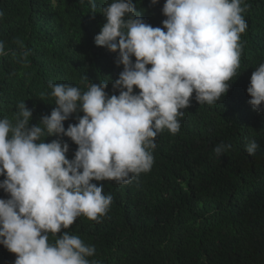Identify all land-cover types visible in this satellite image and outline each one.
Masks as SVG:
<instances>
[{"label":"trees","instance_id":"trees-1","mask_svg":"<svg viewBox=\"0 0 264 264\" xmlns=\"http://www.w3.org/2000/svg\"><path fill=\"white\" fill-rule=\"evenodd\" d=\"M112 0H0V119L16 122L18 104L33 110L30 124L50 115L56 98L49 84L75 86L83 93L91 83L112 87L123 65L117 53L94 43L106 18L101 10ZM146 23L162 27L165 0H133ZM247 28L240 34V66L230 87L213 104L190 106L177 117L180 130L160 131L151 170L131 183H103L112 195L97 220L83 214L61 232L78 236L95 253L94 264H264V112L247 93L252 72L264 63V0H243ZM135 60V57L132 58ZM151 67V65H148ZM138 92L139 90L136 89ZM64 122L75 124V117ZM42 126V125H41ZM55 136L41 137L45 142ZM66 154L77 145L68 137ZM255 139L254 155L246 144ZM221 142L231 145L222 155ZM4 177L0 176V180ZM0 198L7 194L0 189ZM61 233H48L55 244ZM15 253L0 245V264H14Z\"/></svg>","mask_w":264,"mask_h":264},{"label":"clouds","instance_id":"clouds-1","mask_svg":"<svg viewBox=\"0 0 264 264\" xmlns=\"http://www.w3.org/2000/svg\"><path fill=\"white\" fill-rule=\"evenodd\" d=\"M242 2L165 0L166 19L153 27L133 0H112L101 10L106 22L94 43L117 53L115 63L123 65L112 81L119 94L109 95L108 80L91 83L83 93L50 83L56 106L39 123L30 124L33 110L25 101L17 106L14 125L0 119V189L7 194L0 198V245L16 254L14 264H94L86 259L94 246L61 230L82 214L98 221L107 212L113 197L93 181L128 184L151 170L154 138L165 128L180 130L177 117L194 92L199 104H213L227 93L247 28ZM249 71V103L264 112V63ZM78 112L83 115L75 117L77 123L65 128ZM47 136L56 138L41 139ZM65 136L78 146L72 159ZM230 147L221 142L214 151L219 156ZM258 148L255 139L246 144L249 155ZM49 232L61 233L55 244L48 242Z\"/></svg>","mask_w":264,"mask_h":264}]
</instances>
